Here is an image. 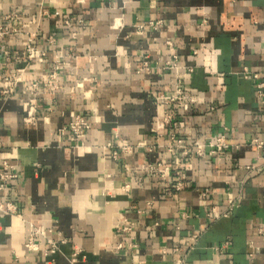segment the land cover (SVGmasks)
Returning a JSON list of instances; mask_svg holds the SVG:
<instances>
[{
    "label": "crops",
    "instance_id": "crops-1",
    "mask_svg": "<svg viewBox=\"0 0 264 264\" xmlns=\"http://www.w3.org/2000/svg\"><path fill=\"white\" fill-rule=\"evenodd\" d=\"M11 13L0 264H264V120L243 73L264 80V0H0ZM179 81L186 99L158 104ZM77 113L79 138L61 131Z\"/></svg>",
    "mask_w": 264,
    "mask_h": 264
},
{
    "label": "built area",
    "instance_id": "built-area-1",
    "mask_svg": "<svg viewBox=\"0 0 264 264\" xmlns=\"http://www.w3.org/2000/svg\"><path fill=\"white\" fill-rule=\"evenodd\" d=\"M17 20V14L16 13H11L5 16L3 21H0V49H1V44H2V40L4 38L7 37V35H9L10 33H18L20 31V24H16ZM68 25H71V22H66ZM154 26H157L160 22H151ZM51 40H53V38L50 37ZM28 56L30 58H32L34 55H38V56H44L45 53L44 52H39L37 50L34 49V47L30 46L28 47ZM178 66V62H177V57L173 56L172 60H168L166 62V64L164 65L165 68H175ZM191 70V69H190ZM243 73L245 76H249L252 75L254 78L257 79L256 82V96L258 98V100L261 103V110H262V116H263V120H264V80L260 78L259 73L257 72H251L249 71L247 68H245L243 70ZM51 77H54L55 79L56 77V73H53ZM19 78L16 77L14 75H6L4 77V86L2 88V90H0V93H8L9 91H12L10 88V85L15 84L16 81ZM181 81V80H180ZM179 81V82H180ZM32 87H38V83L34 82L32 83L28 88H32ZM186 99L185 93H184V88L182 85V82H180L178 84V86L176 87V91L175 94L173 95H162L159 96V98H157V103L160 104L161 102H176V101H183ZM193 99V98H192ZM173 118V115L171 113H167L165 115V119L167 121L171 120ZM90 128V123L88 122V120L85 118V116L82 113H77L74 118L64 127L61 128L62 133H64L66 130H70L74 136H76L77 138L83 136L85 134V132ZM210 146L212 147L211 153H215L217 151L226 149L229 147V144L226 141V138L224 135H218L214 138V140H212L210 143ZM251 144H253L254 146H256V148L258 149H262L264 148V139H260L258 137H253L251 139ZM183 141L181 139L176 140V144H172L169 147V150H173L176 147H182ZM202 150L203 148L198 145V148L196 149V153L197 154H202ZM187 153V150H184V154ZM8 165V164H7ZM159 164H157L158 166ZM157 166L153 169L158 170V172H160V175L162 178H166L168 176V172L170 170L169 166H165L163 167V169L157 168ZM253 166H247V168H252ZM262 169L264 171V164L262 165ZM1 177H6V175L4 173H0ZM177 188L180 189L182 188V183L179 181L177 183ZM235 204L233 202L230 203L227 212L233 210ZM0 208L1 209H7V210H13L15 208V205L11 202H8L6 204L0 202ZM225 212V213H227ZM124 228L129 229L128 226H124ZM192 238H197V234H194ZM52 243V247L50 250H48V252H54L56 249V244L54 242ZM26 246L28 249H36L37 248V244L34 241L33 238H30L27 243ZM76 258H71L70 260V264H74L76 262ZM176 264H187L184 260H179Z\"/></svg>",
    "mask_w": 264,
    "mask_h": 264
}]
</instances>
